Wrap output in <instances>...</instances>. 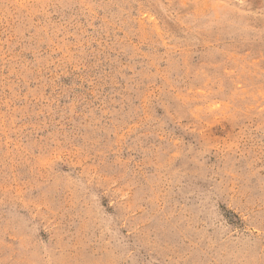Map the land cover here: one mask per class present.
I'll list each match as a JSON object with an SVG mask.
<instances>
[{
  "label": "rangeland",
  "instance_id": "rangeland-1",
  "mask_svg": "<svg viewBox=\"0 0 264 264\" xmlns=\"http://www.w3.org/2000/svg\"><path fill=\"white\" fill-rule=\"evenodd\" d=\"M0 264H264V0H0Z\"/></svg>",
  "mask_w": 264,
  "mask_h": 264
}]
</instances>
